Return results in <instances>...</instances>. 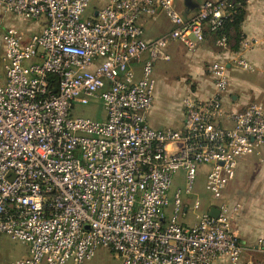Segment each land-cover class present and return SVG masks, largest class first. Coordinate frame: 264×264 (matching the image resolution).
I'll return each instance as SVG.
<instances>
[{
    "label": "built area",
    "instance_id": "obj_1",
    "mask_svg": "<svg viewBox=\"0 0 264 264\" xmlns=\"http://www.w3.org/2000/svg\"><path fill=\"white\" fill-rule=\"evenodd\" d=\"M248 1L203 0L185 16L177 0H107L93 10L91 0H0L7 13L47 20L26 44L15 28L3 37L0 238L28 249L10 264H85L101 248L120 264H239L245 248L234 221L242 206L228 202L225 190L240 160L264 149V102L228 112L229 65L216 61L212 96L183 100L181 129L146 122L155 103L153 64L170 60L169 43L193 52L212 34L227 48L223 29ZM160 14L171 30L146 39L144 20ZM146 54L137 78L134 66ZM233 63L244 72L255 68L244 52ZM93 103L102 105V120L75 115ZM201 166L218 201L206 210L183 199L194 193ZM179 169L185 189L169 214ZM257 250L264 253V238Z\"/></svg>",
    "mask_w": 264,
    "mask_h": 264
},
{
    "label": "rangeland",
    "instance_id": "obj_2",
    "mask_svg": "<svg viewBox=\"0 0 264 264\" xmlns=\"http://www.w3.org/2000/svg\"><path fill=\"white\" fill-rule=\"evenodd\" d=\"M101 3V0H91V10L101 8L103 5ZM178 4V10L183 11V0H178ZM91 10L87 14L88 17L91 14ZM166 21V17L161 15L156 22L146 24L144 27L145 34L147 35L148 31H158L157 28L163 27ZM168 30L169 28H167V31ZM231 31L236 30L232 29ZM1 33L2 31H0V34ZM243 40L244 39H238L235 35L230 39L228 46H230L231 50L235 48L234 52H239ZM185 49H183L178 42H170L165 52L170 55L171 60H156L153 64V76L157 81L155 95L156 107L160 109V111H158L159 115L164 118H169L173 115L180 116L184 99L187 97L197 99L194 94H205L207 89L211 87L209 82L211 80L209 71L214 62L205 65V75H203L204 80L202 81L204 85H199V83L196 82L197 79L195 78L194 71L192 69L190 70L186 65L185 59L190 55ZM178 57L179 61L177 62ZM231 59L232 58H228L222 62L227 63L232 61ZM146 60H144L142 64H144ZM216 61L220 60L217 59L215 62ZM254 67L253 72H244L238 68L231 69L229 71V79H234V81L241 80L245 86L253 91L254 97L250 102H264V67ZM75 115L102 120L105 113L100 103H93L88 106L76 107ZM244 160H246V166H244ZM244 160L240 161L234 180L225 190V198L228 202L235 203L233 201H239V196L242 194L237 195V193H264V152L260 151L255 153ZM207 173L208 167L201 166L196 176L194 193L190 196L183 195V199L187 203H193L195 200H199L203 210L218 202L214 200L213 196L206 190L205 183ZM184 178V170L179 169L173 178L172 187L169 192V214L173 209L176 192L179 189L182 191L185 189ZM255 223L256 222L252 220L248 221L246 228L250 231ZM246 248L249 250L250 248L252 249L253 246H246ZM27 251V247L20 242L13 241L6 236L0 238V264H10L16 260L22 259L27 255ZM246 252L248 257L254 254L251 251ZM85 264H120V262L109 249L101 248L97 251L95 257Z\"/></svg>",
    "mask_w": 264,
    "mask_h": 264
},
{
    "label": "crops",
    "instance_id": "obj_3",
    "mask_svg": "<svg viewBox=\"0 0 264 264\" xmlns=\"http://www.w3.org/2000/svg\"><path fill=\"white\" fill-rule=\"evenodd\" d=\"M203 0H183V11H180L183 15L187 16L195 12ZM102 6L107 3V0H101ZM177 9L179 4L177 0ZM245 18L241 25V35L242 38L250 43V47L246 50L243 49L242 44L240 46L239 52H234L230 49V46L227 48H220L217 45L218 35L208 34L204 43L199 45V47L193 51L189 52L183 45L180 46L188 51L189 57H185V62L190 70L194 71L195 78L197 79V83L199 85H204L202 83L203 75H205V65L210 64L211 62H215V60L224 61L225 59L232 58V61L227 62L229 65V71L231 69H237V67L233 63V59L240 52H244L245 57L250 61L253 66L264 67V3L260 0H249L246 8H245ZM163 15L160 14L159 17ZM164 16V15H163ZM156 20L145 19L144 27L146 24L151 22H156ZM167 20V18H166ZM47 25V20L42 18L40 20H25L19 18L13 14L7 13L3 9L0 8V75H4V41L3 37L5 32L10 28H15L23 35L24 43H28L33 35L41 33ZM167 28L169 30L167 31ZM172 26L170 22L167 20L163 27L157 28L158 31H148V34H145L146 39H156L165 33L171 30ZM229 39L233 38L235 34L232 31H228ZM242 43V42H241ZM169 55V54H168ZM170 56V55H169ZM179 56V55H178ZM149 56L146 54L144 56V60L148 59ZM143 60V61H144ZM171 60V57H170ZM169 60V61H170ZM179 61V57L177 58V62ZM142 63L135 65L134 69L136 71L137 78L142 76ZM210 73V71H209ZM210 85L211 87L207 89L205 94H194V96L198 100H206L209 99L213 94V82L210 75ZM157 89V86H156ZM204 90V89H203ZM261 93V92H260ZM156 95V93H155ZM254 97L253 91L245 86L241 80H235L230 78V87L228 89L227 94L224 98V106L228 112L231 111H241L245 108L246 105L252 103L251 99ZM156 100V98H155ZM160 109L156 107V101L154 103V107L150 112L147 118V125L154 129H165V128H173V129H181L184 123V115H183V105L181 107V114L170 116L169 118H164L159 115ZM169 127H167V126ZM264 152V149L261 152ZM247 158V157H246ZM245 158L241 159L244 160ZM240 160V161H241ZM244 166H246V160H244ZM240 163V162H239ZM239 165V164H238ZM238 169V167H237ZM242 194L239 196V201L242 206V211L240 215L234 221V231L238 236L239 240L244 246L245 251L242 255V258L239 264H249L248 262L252 261L255 264H264V253L257 250L258 241L264 238V193H237ZM239 201H233L235 203H239ZM231 203V202H230ZM207 209V208H206ZM204 209V210H206ZM189 218V217H188ZM187 218V220H188ZM255 221L256 223L251 227L249 231L246 228V224L248 221ZM255 242V243H254ZM253 244V245H252ZM246 246H253L251 249H247ZM246 251H251L254 254L249 256L246 255ZM28 255V251H27ZM26 255V256H27ZM25 256V257H26ZM261 257V258H258ZM214 264H230L226 258H221L216 261Z\"/></svg>",
    "mask_w": 264,
    "mask_h": 264
},
{
    "label": "trees",
    "instance_id": "obj_4",
    "mask_svg": "<svg viewBox=\"0 0 264 264\" xmlns=\"http://www.w3.org/2000/svg\"><path fill=\"white\" fill-rule=\"evenodd\" d=\"M245 9H242L241 10V13L239 14V16L233 21V23H229L227 22L223 31L225 32V34L229 33L228 31H231L232 29L236 30V31H232L236 36L237 38L240 40H242V35H241V25L244 21V18H245ZM228 35V34H227ZM241 42V41H240Z\"/></svg>",
    "mask_w": 264,
    "mask_h": 264
},
{
    "label": "water",
    "instance_id": "obj_5",
    "mask_svg": "<svg viewBox=\"0 0 264 264\" xmlns=\"http://www.w3.org/2000/svg\"><path fill=\"white\" fill-rule=\"evenodd\" d=\"M95 16H97V13L95 14ZM211 215H212L213 217H217V216H218V211H217L216 209H212V210H211Z\"/></svg>",
    "mask_w": 264,
    "mask_h": 264
}]
</instances>
